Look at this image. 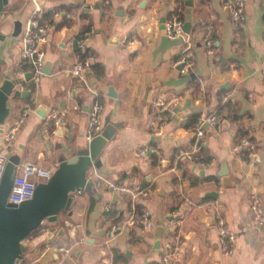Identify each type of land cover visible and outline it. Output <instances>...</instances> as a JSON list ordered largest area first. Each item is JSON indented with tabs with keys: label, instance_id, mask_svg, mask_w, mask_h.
Masks as SVG:
<instances>
[{
	"label": "crops",
	"instance_id": "0c3cea01",
	"mask_svg": "<svg viewBox=\"0 0 264 264\" xmlns=\"http://www.w3.org/2000/svg\"><path fill=\"white\" fill-rule=\"evenodd\" d=\"M9 0L0 17L7 35L1 57L5 73L18 79L26 62L22 36L36 14L52 11L54 20L39 48L50 74L38 84L27 79L25 97H11L13 120L31 110L10 156L20 164L33 161L45 168L75 156L88 143L89 112L99 100L106 119L118 125L101 160L99 173L120 188L96 191L88 170V189L71 194L57 222L45 221L24 245V264H160L166 244L178 246L173 264H264V225L252 222L250 203L264 207V0H245V19L234 24L224 0ZM173 16L187 26V43L169 39L164 23ZM15 22L21 23L13 36ZM91 26L96 30L87 51L92 67L84 80L70 74L77 61L75 40ZM210 34L214 54L202 39ZM187 47V70L173 67ZM45 67V66H44ZM4 73L2 72L1 75ZM27 75V74H26ZM181 99L160 135L149 132L153 100ZM58 109L66 121L56 134L43 122ZM46 114L45 118L40 114ZM213 126L195 127L208 114ZM52 125H50V128ZM249 146L233 148L240 140ZM147 147L146 155L135 150ZM233 181L224 187L218 176ZM117 211L118 220L108 211ZM149 213L151 227L137 216ZM134 217L131 218V215ZM223 220L235 236L234 250L223 255L217 224ZM123 224L113 239L110 229ZM68 250V251H65Z\"/></svg>",
	"mask_w": 264,
	"mask_h": 264
},
{
	"label": "built area",
	"instance_id": "2783aa9c",
	"mask_svg": "<svg viewBox=\"0 0 264 264\" xmlns=\"http://www.w3.org/2000/svg\"><path fill=\"white\" fill-rule=\"evenodd\" d=\"M92 0H84L83 7L89 8L92 6ZM225 8L228 10L230 19L234 24H238L245 19V0H224L223 2ZM38 14L35 15L37 17ZM33 18L30 21L29 26L22 36L23 51L22 58L30 64V71L32 76L30 79L38 84L40 79L45 75V54L39 48L42 41L46 39L48 31L52 28V24L44 23L40 24L38 20ZM164 31L169 39L182 38L184 42L187 43V35L183 30V21L177 16H173L166 20L164 23ZM96 32L95 28L91 26L87 31L80 34L75 40L76 56L77 61L69 69L70 74L84 80L86 74L92 67L93 56L87 51L88 44L91 41L92 36ZM202 44L206 48V52L210 55L214 54V47L212 44V39L210 34H206L202 39ZM187 47L185 48L182 55L172 63L173 67H179L180 72H185L187 70L188 62ZM260 73L264 76V55L260 61ZM26 70L20 69L18 71V78L21 80L19 84L16 85V89L20 91L26 90ZM181 99L173 100H153L150 104V110L153 114L149 123V132L152 135H160L164 128L165 123L170 116L175 114V108L181 104ZM31 108L26 107L22 114L13 120H7L4 125L0 124V186L2 182V177L6 164L9 160V151L14 146L17 139L18 133L24 124L28 113ZM66 121V112L58 109L52 110L47 118L43 122V129L49 133L56 134L59 127L63 126ZM217 123V115L215 113L208 114L207 116L200 119L195 127V135L197 138L201 139L203 137V124L208 126H213ZM50 125L52 127L50 128ZM104 127V105L101 101L96 100L89 112V121L86 130V139L89 142L92 138L101 133ZM249 146L247 140H240V142L234 146L233 151L239 152L243 147ZM148 152L147 147L140 148L133 152L136 157H141L146 155ZM59 164H56L52 168H45L40 166L38 163L33 161H25L18 166V173L14 179L12 189L9 193L7 203L9 205H19L20 203L32 199L35 194L37 185L40 182H47L54 174V171ZM93 187L96 191H99L103 186H108L111 190H123L126 188H120L116 184L107 181L103 175H101L98 170L95 171L94 175L91 177ZM250 214L251 219L254 224L264 225V207L260 199L253 198L250 203ZM134 214L131 215V218ZM137 219L146 228L151 227V221L149 213L147 211H142ZM123 224L114 225L109 233L108 238L113 239L122 230ZM217 236L218 243L223 255H229L234 250L235 236L230 232L223 220H219L217 224ZM68 251V250H65ZM178 246H173L172 244H166L165 254L161 258L160 264H173L172 258L178 255ZM17 264H24L22 259L19 260Z\"/></svg>",
	"mask_w": 264,
	"mask_h": 264
},
{
	"label": "water",
	"instance_id": "95a60500",
	"mask_svg": "<svg viewBox=\"0 0 264 264\" xmlns=\"http://www.w3.org/2000/svg\"><path fill=\"white\" fill-rule=\"evenodd\" d=\"M39 8H42L45 0H34ZM9 0H0V17L5 12ZM187 26L184 25V32L187 34ZM21 23L15 22L13 36L19 35ZM7 35L0 31V124L4 125L10 115L9 100L11 97H25L30 91H20L16 85L21 82L5 73L6 60L1 57V50ZM181 66H179V69ZM45 74L51 73L49 63L45 64ZM2 72L4 73L3 75ZM32 73L29 72L26 78L29 79ZM45 118L46 114L40 112ZM118 125L110 124L106 119L104 130L95 135L92 140L85 144L84 148L69 159H60L59 165L53 176L47 182H40L35 190L34 197L19 205H9L7 199L12 189L14 179L18 173L20 160L16 156H10L6 164L0 186V264H17L23 258L26 251L25 240L31 232L36 230L45 221L54 223L59 219L62 211L67 210L71 203V194L81 192L90 187L88 181V170L94 167L100 173H106L103 168L101 155L109 141L114 138V132ZM3 128L0 129V132ZM62 126L59 127V134ZM227 174L225 168L221 169L218 176L222 178L224 187L232 186L233 181L224 176Z\"/></svg>",
	"mask_w": 264,
	"mask_h": 264
},
{
	"label": "trees",
	"instance_id": "16d2710c",
	"mask_svg": "<svg viewBox=\"0 0 264 264\" xmlns=\"http://www.w3.org/2000/svg\"><path fill=\"white\" fill-rule=\"evenodd\" d=\"M35 19L38 20L40 24H44V23H47V22L51 24L53 22V20H54V14H53L52 11L44 10L42 12V14L40 16L35 17ZM23 67L24 68H29L30 67V64L28 62H25L23 64ZM108 216L110 218L115 219V220H118L119 219L118 218L117 211H114V210H109L108 211ZM41 225H40V227H41ZM39 228H37L36 230L32 231L31 234H30V236L35 235L37 233V231L39 230Z\"/></svg>",
	"mask_w": 264,
	"mask_h": 264
}]
</instances>
